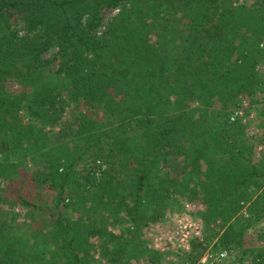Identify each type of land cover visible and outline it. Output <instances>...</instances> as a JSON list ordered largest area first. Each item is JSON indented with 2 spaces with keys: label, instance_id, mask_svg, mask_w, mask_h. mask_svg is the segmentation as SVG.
Returning <instances> with one entry per match:
<instances>
[{
  "label": "rangeland",
  "instance_id": "374dc122",
  "mask_svg": "<svg viewBox=\"0 0 264 264\" xmlns=\"http://www.w3.org/2000/svg\"><path fill=\"white\" fill-rule=\"evenodd\" d=\"M193 1L182 0L167 16L160 14L157 20L170 25L162 33L152 30L158 25L152 13L139 14L142 25H149L147 28L152 31V46L165 48L172 43L168 49L178 53L182 40L194 33L193 26L200 25L198 18L204 12ZM226 1L228 5L233 3L234 11L224 23L237 38L232 43L235 54L230 64L222 65L224 71L232 69L234 74L217 85L200 82L196 88L203 95L200 100L173 97L169 100L171 104L165 105L167 108L157 105L164 110L166 128L174 126L173 121L178 127L172 137L161 141L156 152L149 154L136 141L135 123L113 126V133L100 141L95 138L99 133L95 131L92 136L59 146L53 143L44 151L46 157H64L66 165L76 160L65 192L49 183L38 187L37 181L34 182L37 168L42 167L38 159L11 148L7 158L0 156V264H79L80 260L81 264H198L207 252L216 254L225 250L228 258L220 264H238L239 246L226 245L222 240L229 229L246 232L242 247L252 254L245 264H264V240L258 238L264 234L262 206L258 209L259 203L264 204V178L255 177L252 187L244 186L249 188L244 193L251 196L239 206V218L209 217L208 187L215 184L214 172L217 173L210 163L219 157L216 153L219 143L214 135L219 127L226 123L229 127H241V137L252 149L253 165H264V0ZM108 5L98 12L95 35L99 39L110 25L127 16L130 8L127 3L114 8ZM218 8L216 12L220 15L225 7ZM210 11L212 15L213 8ZM90 17L91 13L84 14L83 25H87ZM217 19L209 18L205 25H215L211 20ZM12 26L19 39L34 35L21 20H14ZM226 48V45L217 48L226 53L221 60L228 58ZM59 51L52 46L45 54L44 61L53 65L50 74L58 71ZM237 59V64L231 66ZM49 73L45 77H50ZM56 83L63 88L62 79L53 80L52 84ZM7 87L10 95L39 91V86L29 81L9 80ZM218 91H223L221 96H216ZM148 104L156 106L157 101ZM236 110H241L244 118L231 124V115ZM98 116L102 119L100 112L94 119ZM121 128L125 133L120 136L132 141L130 151L109 158L116 149ZM99 151L105 156H99ZM198 151L203 154L200 160L196 159ZM260 183L261 189L256 186ZM122 251H127V258L112 263ZM146 251L149 253L145 254ZM134 253L139 254L138 258H133ZM188 256L192 260H187Z\"/></svg>",
  "mask_w": 264,
  "mask_h": 264
},
{
  "label": "trees",
  "instance_id": "16d2710c",
  "mask_svg": "<svg viewBox=\"0 0 264 264\" xmlns=\"http://www.w3.org/2000/svg\"><path fill=\"white\" fill-rule=\"evenodd\" d=\"M179 2L180 5L183 3L182 0H0V82L3 83L0 87V156L7 158L11 148L16 153L38 159L42 164L34 177L38 187L49 183L65 192L76 160L66 165L64 157H46L44 151L53 143L59 146L69 140L92 136L95 131L99 132L95 138L100 141L113 133V126L135 123L136 141L143 144L149 154L156 152L161 141L172 137L178 127L173 121L175 127L166 128L164 110L157 105L167 108L165 105L171 104L169 100L173 97L200 100L203 95L196 89L200 82L217 85L234 74L232 69L224 71L222 65L230 64L231 56L235 54L231 50L232 43L237 38L235 32L230 34L232 28L227 30L224 23L227 15L234 11L233 3L228 5L226 0L193 1L201 5L204 12L198 18L200 25L193 26L194 33L182 40L177 54L168 49L172 43L165 48L150 44L152 31L147 28L149 25H142L139 14L148 12L147 16H150L152 13L153 21L158 22L152 30L162 33L170 25H163L157 19L160 14L167 16ZM121 3L130 5L127 16L110 25L101 39L97 38L99 10L106 4L114 8ZM219 5L225 7L220 15L216 12ZM85 13L92 14L87 25H83ZM214 17H218L211 20L215 25H205ZM14 20H21L26 30L34 35L19 39L13 31ZM222 44L229 53L227 60H221L226 53L217 49ZM52 46L60 49L56 63L58 71H52L55 74L49 73L53 65L44 61ZM237 62L238 59L231 66ZM220 68L222 72L218 71ZM46 73L50 77H45ZM59 78L64 81L63 88L58 85L59 81L52 84ZM9 80L32 82L39 86V91L31 95H10L6 91ZM223 91L216 92V96H221ZM155 99L156 106L148 104ZM99 112L102 119L99 116L94 119ZM183 126L186 128V124ZM118 131L115 132L119 134L116 149L110 152L109 158L130 151L132 141L120 136L124 135V128ZM241 132L238 125L229 127L226 123L214 134L219 143L216 151L219 157L210 163L211 169L217 171L214 172L215 184L208 187L211 218H239V206L251 196L244 191L249 185L252 187L253 178H264V165H253L252 149L241 137ZM99 152V156H105ZM201 158L202 151H198L196 159ZM186 173L184 170V175ZM262 184H257V188L261 189ZM260 206V212L264 213L262 202L258 209ZM245 234L229 229L222 236L226 245L236 243L239 246L238 264H245L252 254L250 249L242 247ZM239 236L242 237L240 241ZM258 238L264 240V234ZM127 255V251L119 252L111 262L126 259ZM138 255L134 253L133 258ZM187 260L192 259L188 256Z\"/></svg>",
  "mask_w": 264,
  "mask_h": 264
},
{
  "label": "built area",
  "instance_id": "2783aa9c",
  "mask_svg": "<svg viewBox=\"0 0 264 264\" xmlns=\"http://www.w3.org/2000/svg\"><path fill=\"white\" fill-rule=\"evenodd\" d=\"M119 11L117 10L116 13ZM243 112L241 110H236L230 118L231 123L236 122L237 120L243 119ZM98 166H101L102 164L98 162ZM104 168V167H103ZM104 170V169H103ZM228 251H221L219 253H213V252H207L199 261L198 264H220L221 262H224L228 258Z\"/></svg>",
  "mask_w": 264,
  "mask_h": 264
}]
</instances>
